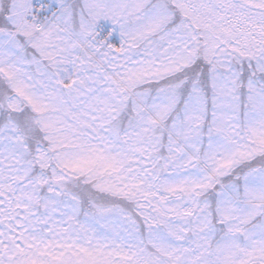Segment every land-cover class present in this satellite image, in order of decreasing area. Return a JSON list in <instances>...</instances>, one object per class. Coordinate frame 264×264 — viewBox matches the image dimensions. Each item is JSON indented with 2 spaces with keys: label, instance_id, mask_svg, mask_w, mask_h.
Returning a JSON list of instances; mask_svg holds the SVG:
<instances>
[{
  "label": "snow or ice",
  "instance_id": "1",
  "mask_svg": "<svg viewBox=\"0 0 264 264\" xmlns=\"http://www.w3.org/2000/svg\"><path fill=\"white\" fill-rule=\"evenodd\" d=\"M0 264H264V0H0Z\"/></svg>",
  "mask_w": 264,
  "mask_h": 264
},
{
  "label": "rangeland",
  "instance_id": "2",
  "mask_svg": "<svg viewBox=\"0 0 264 264\" xmlns=\"http://www.w3.org/2000/svg\"><path fill=\"white\" fill-rule=\"evenodd\" d=\"M106 22L107 20H102V21H99L98 23L100 22ZM111 22V21H110ZM109 27L112 28V31L116 34L117 37H119V40L121 41V37H120V30L118 28V26L116 25H113L112 23L109 25Z\"/></svg>",
  "mask_w": 264,
  "mask_h": 264
},
{
  "label": "trees",
  "instance_id": "3",
  "mask_svg": "<svg viewBox=\"0 0 264 264\" xmlns=\"http://www.w3.org/2000/svg\"><path fill=\"white\" fill-rule=\"evenodd\" d=\"M106 25H110L111 24V22L110 21H106V22H104Z\"/></svg>",
  "mask_w": 264,
  "mask_h": 264
}]
</instances>
